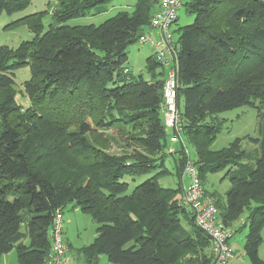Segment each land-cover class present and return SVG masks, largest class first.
<instances>
[{
  "label": "trees",
  "instance_id": "obj_1",
  "mask_svg": "<svg viewBox=\"0 0 264 264\" xmlns=\"http://www.w3.org/2000/svg\"><path fill=\"white\" fill-rule=\"evenodd\" d=\"M30 1L0 0V13ZM110 1L56 0L46 30L42 13L26 15L12 23H25L32 39L0 46V257L15 248L19 264H44L54 210L71 204L97 223L96 237L79 250L82 263L99 264L103 255L107 264H211L208 236L180 203L186 155L178 144L169 151L177 155V189L157 181L168 174L164 151L171 145L159 106L164 71L153 55L146 59L149 81L123 69L127 46L149 26L158 0H136L131 12L98 25L66 24ZM183 7L193 19L176 28L174 41L181 135L194 150L203 187L208 172L231 166L223 201L204 192L230 228L248 210L244 254L249 264H264L257 253L264 226V0H186ZM24 65L26 108L14 99L13 73ZM243 105L261 110L260 138L246 136L258 145L252 159L240 138L211 148L216 115ZM105 126L146 152L98 149L107 141L94 140V128ZM152 171L127 193L123 177Z\"/></svg>",
  "mask_w": 264,
  "mask_h": 264
},
{
  "label": "rangeland",
  "instance_id": "obj_2",
  "mask_svg": "<svg viewBox=\"0 0 264 264\" xmlns=\"http://www.w3.org/2000/svg\"><path fill=\"white\" fill-rule=\"evenodd\" d=\"M136 0H111L108 4H103L99 8H93L87 15L72 18L66 20V24L74 26V25H88L94 24L98 25L119 11H128L131 12L133 10V4ZM56 0H31L30 3L23 9L17 10L11 14L6 12L0 13V46H8L9 48H16L20 42L25 40H31L33 34L31 30L26 26L25 23L17 22L12 23L19 18H22L26 15L32 13H42V23L44 25V29L46 30L48 25L52 22L51 16V8L56 7ZM179 21L176 24L174 37L176 38L179 30L176 29L187 23L191 22L193 16L187 13L182 6L178 9L177 15ZM148 26L143 28V33H150L151 30ZM153 36L155 34L150 33ZM127 61L125 66L131 74L133 75H142L148 81L151 79L149 74L146 71V59L150 57L154 53V49L147 44L139 43V41H135L130 43L127 48ZM164 71V68L158 67V71ZM30 67L28 65L21 66L14 71V81H15V89H16V103L23 108L29 106V98H27V94L24 91L23 83L25 80L30 78ZM163 75H159V78H163ZM255 102V101H254ZM257 105V102H255ZM25 113V112H20ZM261 110L252 107L249 105H243L239 107H235L233 109L224 110L216 115V120L219 123V129L215 136L214 141L211 144V148L215 150L222 149L224 147L229 146V144L235 138H240V144L243 148V153L247 154L250 159L255 156V150L258 148V145L253 141L248 140L246 138L247 135L252 138H260L261 130L260 126L262 125L261 118ZM163 118L162 112L160 113ZM94 128V127H93ZM96 130L94 137L101 142L107 141V144L104 145V149L99 146H96L98 149L112 155H131L136 152L145 153V149L137 143V141H132L127 138L126 134H123L118 128H109L105 126L103 128H94ZM132 134V132H130ZM90 143H93V138L90 134L87 135ZM169 149L175 148L178 149V146L175 144H168ZM186 146L189 149V155L194 153L192 146L186 142ZM165 158H164V167L168 170V174L161 175L158 177V182L163 187L177 189L178 186V178L176 175V158L177 155L170 154L169 150H165ZM193 156V155H192ZM231 168V166H227L218 172H208L205 180L204 186L207 192H209L215 200L221 199L224 200V194L226 190H228L230 182L228 179L227 171ZM155 173L148 172L141 175L136 176H125L123 177V181L128 183L127 193H130L132 189L139 184L140 182L146 180L149 177H153ZM186 182V180H185ZM220 201V200H219ZM63 213V230L62 235L65 241V244L68 246L67 256L70 261L80 262L76 253L81 247L88 246L96 237V227L97 223L92 220L91 216L88 213H85L79 210L78 207H74L71 204H67L66 207L61 210ZM246 214H248V210L245 209L243 214L233 223V225L238 229L233 234L231 238L233 240H237L240 243V250H235V257H237V264H249V260L245 254L242 252V246L244 243V235L247 232V228L242 227V223L246 218ZM182 222V218L180 220ZM185 224V223H184ZM186 225V224H185ZM262 242L258 249L259 257L264 260V226L261 230ZM242 252V253H241ZM241 253V254H240ZM99 260V264H107L105 256L101 255ZM0 264H19L17 259V254L15 248L9 250V252L2 254L0 257Z\"/></svg>",
  "mask_w": 264,
  "mask_h": 264
},
{
  "label": "built area",
  "instance_id": "obj_3",
  "mask_svg": "<svg viewBox=\"0 0 264 264\" xmlns=\"http://www.w3.org/2000/svg\"><path fill=\"white\" fill-rule=\"evenodd\" d=\"M186 0H158L156 10L150 16L149 28L156 30V36L142 33L138 37L139 43L147 44L154 49L153 58L161 68L165 69L162 78V99L160 109L163 114L165 130L168 132L169 143L178 144L186 155V161L181 175L182 192L180 203L192 215L197 227L209 238L211 264H228L233 257L234 248L229 242L236 229L226 226L218 217L219 209L213 198L204 192L199 180V173L194 158L189 155V149L182 138V118L177 107V61L176 44L173 25L182 3ZM124 72L128 69L123 68ZM174 152V148L169 149ZM186 180V182H185ZM54 215L48 236L50 250L44 264H87L70 261L67 256L68 246L63 239V213L60 209L54 210ZM93 264V263H88Z\"/></svg>",
  "mask_w": 264,
  "mask_h": 264
},
{
  "label": "crops",
  "instance_id": "obj_4",
  "mask_svg": "<svg viewBox=\"0 0 264 264\" xmlns=\"http://www.w3.org/2000/svg\"><path fill=\"white\" fill-rule=\"evenodd\" d=\"M176 17H177V15H176ZM178 21H179V19H178V17H177V19H176V22L174 23V25H173V28L175 29V27H176V24L178 23ZM172 28V29H173ZM149 30H151L150 31V33H152V34H157V31L156 30H153V29H149ZM204 188H205V186H204ZM233 227V229H235L236 227L234 226V225H232ZM233 237V236H232ZM229 242H231V244H232V246H233V248H234V253H235V250L237 249V250H240V243H239V241H237V240H233L232 241V239L229 241ZM80 250V249H79ZM79 250H78V252L76 253V255H77V257H78V259L79 260H81V263H82V261H83V259H84V257L82 256V254H80L79 253ZM242 252H243V254H244V250H243V246H242ZM241 252V253H242ZM240 253V254H241ZM237 257H235V254L233 255V257H232V259L230 260V262L228 263V264H237V259H236Z\"/></svg>",
  "mask_w": 264,
  "mask_h": 264
}]
</instances>
